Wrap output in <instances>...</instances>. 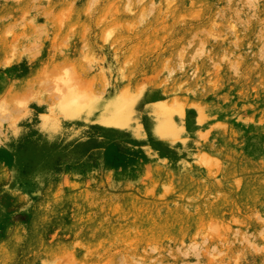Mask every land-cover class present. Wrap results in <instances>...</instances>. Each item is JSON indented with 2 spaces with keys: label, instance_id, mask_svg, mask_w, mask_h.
Returning a JSON list of instances; mask_svg holds the SVG:
<instances>
[{
  "label": "rangeland",
  "instance_id": "1",
  "mask_svg": "<svg viewBox=\"0 0 264 264\" xmlns=\"http://www.w3.org/2000/svg\"><path fill=\"white\" fill-rule=\"evenodd\" d=\"M0 264H264V0H0Z\"/></svg>",
  "mask_w": 264,
  "mask_h": 264
},
{
  "label": "bare ground",
  "instance_id": "2",
  "mask_svg": "<svg viewBox=\"0 0 264 264\" xmlns=\"http://www.w3.org/2000/svg\"><path fill=\"white\" fill-rule=\"evenodd\" d=\"M117 117V116H116ZM113 122V121H112Z\"/></svg>",
  "mask_w": 264,
  "mask_h": 264
}]
</instances>
